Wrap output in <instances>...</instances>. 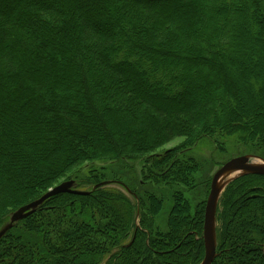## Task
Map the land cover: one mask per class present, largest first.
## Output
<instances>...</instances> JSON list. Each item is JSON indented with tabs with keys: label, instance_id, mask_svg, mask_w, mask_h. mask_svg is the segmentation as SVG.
<instances>
[{
	"label": "trees",
	"instance_id": "obj_1",
	"mask_svg": "<svg viewBox=\"0 0 264 264\" xmlns=\"http://www.w3.org/2000/svg\"><path fill=\"white\" fill-rule=\"evenodd\" d=\"M252 33L262 41L249 66ZM231 65L261 78L233 75ZM261 88L264 0H0V231L73 166L100 160L153 154L143 174L171 189L174 203L162 231L148 185L145 205L128 183L129 195L92 191L116 180L90 179L89 195H56L16 222L0 238V264H101L108 255L106 264L201 261L205 206L193 212L174 184L192 187L200 164L154 153L177 137L186 138L180 150L233 133L243 148L264 150V111L233 112ZM217 221L212 264H264V175L232 181Z\"/></svg>",
	"mask_w": 264,
	"mask_h": 264
},
{
	"label": "rangeland",
	"instance_id": "obj_2",
	"mask_svg": "<svg viewBox=\"0 0 264 264\" xmlns=\"http://www.w3.org/2000/svg\"><path fill=\"white\" fill-rule=\"evenodd\" d=\"M254 16H247L246 21H248V25L252 24L254 21ZM252 37V38H251ZM248 38L247 41V49L246 56L248 57V64H253L254 61L258 56L257 50L259 43H261V39L258 41L257 34L252 33V36ZM259 54H262V51H259ZM257 56V57H254ZM229 70L232 72L233 75H242L247 76L248 78H256L259 80L261 78L260 74L258 72H255L252 68H250L247 71V74L244 73V71H241V68L239 66L231 65L228 67ZM205 74H208L209 77H213V72L210 70H205ZM246 74V75H245ZM225 94L228 95L229 91L224 90ZM233 97L234 101L240 102V98H236V96ZM248 98V97H246ZM248 102H245V99L243 98V104H241V107L238 109V111L234 110V107L232 109L233 112L236 114H241L243 116H251L254 111L263 110L264 111V88H261L259 93H255L251 96V98H248ZM205 100L202 101V103ZM231 133V132H230ZM234 134V133H233ZM233 134H231L228 137L227 135L218 134L216 136V140L210 137H202L200 140L196 141L190 145H187V147L181 148L180 150H177L179 146L186 141L185 137H177L176 139L171 140L167 144H164L161 146L156 152L154 153V157L158 158L161 157L164 153L173 150V158L174 160H184V159H194L199 162L200 170L193 171L194 172V178L195 181L193 182V186L190 187L189 185L186 186L183 183H174L176 184V188L182 191L185 199H187L191 203V209L194 212L199 207V204H202V206L206 207V202L211 190L212 186V179L214 174L218 169H220L226 162L230 161L233 158L240 157V156H246L249 157L250 163H253L254 161L264 164V150H259L258 148L254 147L251 149V147H247L248 149L243 148V146L240 144L239 139L237 137H232ZM192 145V146H191ZM153 156V154L148 155H137L134 156V158L129 159H115V160H100V161H94L89 163H82L77 164L73 166V168L67 173V175L62 178L59 181V184L66 181L70 176H76L78 179H80L79 183H82V185L78 188L81 190H88L91 187V184L93 181L86 183L88 180L93 178H103L105 179H111L116 180L124 183H128L131 185L135 190L139 191L138 194H140V197L144 204L146 203L145 198L143 197L144 187L149 186L151 191L155 192V197L159 200V209L156 210L155 213H153V218L157 219L158 225L162 224L161 228L162 231L167 230L170 215L174 212L172 210L174 203L171 201V189L165 187V185L160 183H154L152 184L147 178L146 175L143 174L144 169V161L146 163V159H149ZM148 164V163H147ZM150 165V164H149ZM148 165V166H149ZM148 168V167H147ZM245 172L239 173L237 175L230 176L226 178L223 186L221 187V195L218 202V206L220 203V200L228 187V185L237 179L240 176H243ZM131 176L134 177V180L131 179ZM95 182V181H94ZM58 185V184H57ZM104 187H110L112 189H115L116 191H126L121 185L114 183L108 186ZM103 188V187H102ZM127 195H129L128 192H126ZM39 194L38 192H33V197L31 198V194L22 195L21 197L12 200L11 204L9 206L14 205L15 203L21 201L20 203L28 202L31 199L35 198ZM67 198H61L58 202L63 201ZM131 203L134 202L132 198H130ZM62 203V202H61ZM67 204V203H64ZM147 204V203H146ZM145 204V205H146ZM74 205V204H73ZM147 207V206H146ZM218 208V207H217ZM19 210V209H18ZM16 210V211H18ZM15 211V212H16ZM148 211V209H147ZM205 211V210H204ZM14 213V212H13ZM141 213V210L138 208L136 209V217L135 222L137 225L140 224V218L139 215ZM205 213V212H204ZM96 221H100L101 217L94 212ZM99 214V213H98ZM126 216V215H124ZM128 219V218H127ZM8 224H5V226ZM4 226V227H5ZM22 227V223L20 224ZM19 226V227H20ZM219 228V224L217 221V215H216V240H217V229ZM21 230V228H20ZM218 244V243H217ZM244 244L248 246V249H252L249 245L252 246L254 244L251 241H246ZM205 256L201 259V261L198 262H192L193 264H201L203 262ZM256 257L257 254H256ZM109 260V255L104 258L101 264H106ZM249 260L244 259L242 264H248Z\"/></svg>",
	"mask_w": 264,
	"mask_h": 264
},
{
	"label": "water",
	"instance_id": "obj_3",
	"mask_svg": "<svg viewBox=\"0 0 264 264\" xmlns=\"http://www.w3.org/2000/svg\"><path fill=\"white\" fill-rule=\"evenodd\" d=\"M233 170H241L245 172V174H261L264 175V164L263 165H255L250 163L249 157L240 156L231 159L226 162L220 169L216 171L212 179L211 190L206 202L205 213H204V232H203V240L205 245V257L201 264H212L214 259L217 257V240H216V215H217V207L218 202L221 195V186L220 179L221 177L228 171ZM112 181H103L94 186L93 190L98 188L111 185ZM123 187H125L128 191V187L122 183H120ZM75 187V183L73 180L64 181L53 188H51L47 193H45L39 199L25 205L20 208L18 211L14 212L11 215V220L8 225L5 226L4 229L0 231V238L12 228V226L26 218L27 216L34 213L39 206H41L44 202L49 200L50 198L63 194H75V195H89L91 191L78 190Z\"/></svg>",
	"mask_w": 264,
	"mask_h": 264
},
{
	"label": "bare ground",
	"instance_id": "obj_4",
	"mask_svg": "<svg viewBox=\"0 0 264 264\" xmlns=\"http://www.w3.org/2000/svg\"><path fill=\"white\" fill-rule=\"evenodd\" d=\"M253 164H255V165H262V164H260V163H258L257 161L255 162H253ZM239 173H242V171L241 170H233V171H228V172H226L222 177H221V179H220V186L222 187L223 186V184H224V182H225V180H226V178H228V177H230V176H233V175H237V174H239Z\"/></svg>",
	"mask_w": 264,
	"mask_h": 264
}]
</instances>
